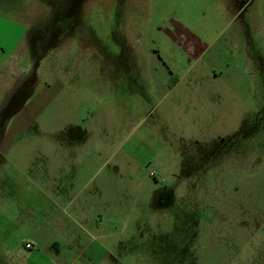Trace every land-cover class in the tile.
<instances>
[{
    "label": "rangeland",
    "instance_id": "obj_1",
    "mask_svg": "<svg viewBox=\"0 0 264 264\" xmlns=\"http://www.w3.org/2000/svg\"><path fill=\"white\" fill-rule=\"evenodd\" d=\"M25 44L0 264L55 220L66 264H264V0H0V62Z\"/></svg>",
    "mask_w": 264,
    "mask_h": 264
},
{
    "label": "crops",
    "instance_id": "obj_2",
    "mask_svg": "<svg viewBox=\"0 0 264 264\" xmlns=\"http://www.w3.org/2000/svg\"><path fill=\"white\" fill-rule=\"evenodd\" d=\"M23 55V56H22ZM13 57V59H21L23 57L24 59L27 57V48L26 44L25 46L21 47L18 51L14 50L9 58L6 60L4 59L2 62H0V66L2 65L1 74L2 76L5 75L4 78H8L7 81L10 80V78H14L17 72V60H15L14 63L10 61V59ZM39 184H40V179ZM38 180L36 178L32 180V178H29L28 181L30 183H37ZM32 181V182H31ZM83 188L79 189L75 194L74 197L71 199V203H74L73 205H76L74 208V215L76 216H86L88 217V221L93 223V225H97V222L95 219H91V217H95V212L97 211V206L95 204L96 198L95 194L92 193L88 196L87 201L88 202H82L80 197L82 195ZM99 197H103V195H100ZM90 202V203H89ZM77 203V204H76ZM90 205V206H89ZM91 213V214H90ZM100 221V220H99ZM100 223V222H98ZM62 224L58 223L57 220L53 221L52 225L48 227V225H44L41 221L35 223L34 225H31L29 228V231L32 233L33 238L30 240H27V243H31L32 247L27 248V256H26V264H66V258L62 255L61 250V244L57 242L56 240H53V237L58 235V232L61 229ZM51 242V244L49 243ZM37 243H47L44 247L48 249L45 255H43L40 251H35ZM40 246V245H39ZM38 246V247H39Z\"/></svg>",
    "mask_w": 264,
    "mask_h": 264
},
{
    "label": "built area",
    "instance_id": "obj_3",
    "mask_svg": "<svg viewBox=\"0 0 264 264\" xmlns=\"http://www.w3.org/2000/svg\"><path fill=\"white\" fill-rule=\"evenodd\" d=\"M152 174H154V173L152 172ZM25 245H26L27 248H31L32 247V244L31 243H27L26 242Z\"/></svg>",
    "mask_w": 264,
    "mask_h": 264
}]
</instances>
